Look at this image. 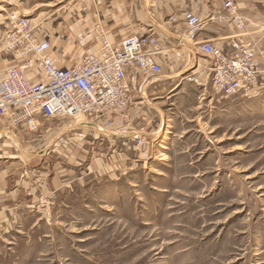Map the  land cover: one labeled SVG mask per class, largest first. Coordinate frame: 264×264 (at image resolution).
<instances>
[{
	"label": "rangeland",
	"instance_id": "rangeland-1",
	"mask_svg": "<svg viewBox=\"0 0 264 264\" xmlns=\"http://www.w3.org/2000/svg\"><path fill=\"white\" fill-rule=\"evenodd\" d=\"M81 1L0 0V44L17 14L50 37L60 66L73 65L99 48L106 25L92 23L97 10ZM231 105L212 119L195 118V109L184 120L176 115L165 160L151 139L138 145L100 133L129 134L134 123L125 119L104 126L90 117H40L35 130L25 126L58 134L43 146L51 171L38 212L0 241V264H264V117ZM51 183L59 189L48 195Z\"/></svg>",
	"mask_w": 264,
	"mask_h": 264
},
{
	"label": "crops",
	"instance_id": "crops-1",
	"mask_svg": "<svg viewBox=\"0 0 264 264\" xmlns=\"http://www.w3.org/2000/svg\"><path fill=\"white\" fill-rule=\"evenodd\" d=\"M225 1H81L83 9L97 10L98 17L93 19L92 23L101 20L102 24H106L104 29L112 43H118L131 36L143 35L148 28H152L157 32L162 47L166 48L163 53L165 62L162 64L161 74L142 75L137 70L129 71L133 97L124 122L126 126L130 125L128 124L130 121L133 122L132 130L126 135H116L109 133L107 127H104V130L101 128L100 133L107 136L105 138H108V135L109 137L131 138L142 134L151 139L150 145L152 148L155 147L159 154L164 152L161 159L165 160L170 153L168 147L172 142L171 139L175 138L174 135L178 132L176 128L178 123H175L176 115L184 120L187 118L185 114L195 109L200 110L195 118L202 120L204 115L206 117L209 113L208 118L212 119L216 108L227 107L231 104L235 108L238 104L240 106L236 109L251 111L253 116L257 113L258 117H264V89L252 98H244L240 95L220 97L211 90L206 75V65H202L200 61L205 57L195 49L190 50L189 53H183L175 48L177 37L185 29L183 14L186 11H192L200 18L207 19L197 36L200 42L211 41L217 46L228 49L230 36L238 33L242 34L243 38L259 41L262 55L257 57V61L264 70V0H232L236 5L238 15L244 19L243 30H239L234 22L217 19V15L225 12ZM90 52H98V48L94 46ZM4 65L5 61L0 59V78L4 74ZM189 75H197L199 79H196L197 83L187 81L186 76ZM174 108L177 110H173ZM42 119L46 120L44 117ZM57 134L58 132L51 128L46 129L45 135L41 131L30 132L24 125L12 126L7 119L0 117L1 242L2 239L8 237L13 228L22 225V218L26 215L35 216L38 212L33 205L42 197L44 174H49L51 171L49 167L44 170L43 146L48 143L47 148ZM105 138H100L102 141L100 144L107 141ZM159 138H161V144ZM118 144L119 142L115 146ZM51 168H53V174L58 172L54 170L58 169L56 166ZM49 186L47 185L45 191L48 195L53 190L59 189L53 183Z\"/></svg>",
	"mask_w": 264,
	"mask_h": 264
},
{
	"label": "built area",
	"instance_id": "built-area-1",
	"mask_svg": "<svg viewBox=\"0 0 264 264\" xmlns=\"http://www.w3.org/2000/svg\"><path fill=\"white\" fill-rule=\"evenodd\" d=\"M224 10L217 19L234 22L243 30L244 19L232 0L224 2ZM183 16L185 29L175 48L183 53L195 49L207 59L206 75L213 93L225 98L259 95L264 89V70L257 61L262 55L259 41L238 33L230 36L228 49L211 41L200 42L197 36L207 19L192 11ZM99 32L97 53H85L73 65L60 66L62 59L53 52L50 37H41L30 19L11 15L0 44V59L3 56L7 61L0 78V117L30 130L37 128L38 117H90L103 121L104 126L121 124L133 97L129 71L161 74L166 48L152 28L118 43H112L103 30ZM186 80H194L193 75ZM119 127L125 133L124 125ZM133 138L138 145L145 140L142 134Z\"/></svg>",
	"mask_w": 264,
	"mask_h": 264
},
{
	"label": "bare ground",
	"instance_id": "bare-ground-1",
	"mask_svg": "<svg viewBox=\"0 0 264 264\" xmlns=\"http://www.w3.org/2000/svg\"><path fill=\"white\" fill-rule=\"evenodd\" d=\"M106 34V33H105ZM98 51H99V48H98ZM97 53V52H96Z\"/></svg>",
	"mask_w": 264,
	"mask_h": 264
}]
</instances>
